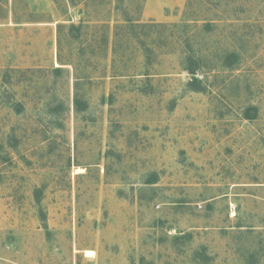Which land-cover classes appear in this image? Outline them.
Masks as SVG:
<instances>
[{"label": "rangeland", "instance_id": "rangeland-1", "mask_svg": "<svg viewBox=\"0 0 264 264\" xmlns=\"http://www.w3.org/2000/svg\"><path fill=\"white\" fill-rule=\"evenodd\" d=\"M0 264H264V0H0Z\"/></svg>", "mask_w": 264, "mask_h": 264}, {"label": "crops", "instance_id": "crops-1", "mask_svg": "<svg viewBox=\"0 0 264 264\" xmlns=\"http://www.w3.org/2000/svg\"><path fill=\"white\" fill-rule=\"evenodd\" d=\"M142 15L144 16V18L146 19H150V20H156V21H162L164 19V15L163 13H161L160 11L154 10L152 13H142ZM153 20V21H154Z\"/></svg>", "mask_w": 264, "mask_h": 264}, {"label": "trees", "instance_id": "trees-1", "mask_svg": "<svg viewBox=\"0 0 264 264\" xmlns=\"http://www.w3.org/2000/svg\"><path fill=\"white\" fill-rule=\"evenodd\" d=\"M192 81H193V80H192ZM192 81L189 82L188 85H191ZM74 106H75L76 110L79 109L80 103H79V100H78L77 97L74 98Z\"/></svg>", "mask_w": 264, "mask_h": 264}, {"label": "bare ground", "instance_id": "bare-ground-1", "mask_svg": "<svg viewBox=\"0 0 264 264\" xmlns=\"http://www.w3.org/2000/svg\"><path fill=\"white\" fill-rule=\"evenodd\" d=\"M91 253V251L89 252V251H87V253L86 254H90Z\"/></svg>", "mask_w": 264, "mask_h": 264}]
</instances>
